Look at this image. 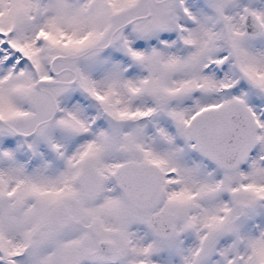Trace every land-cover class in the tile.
<instances>
[{"label": "snow or ice", "instance_id": "snow-or-ice-1", "mask_svg": "<svg viewBox=\"0 0 264 264\" xmlns=\"http://www.w3.org/2000/svg\"><path fill=\"white\" fill-rule=\"evenodd\" d=\"M0 264H264V0H0Z\"/></svg>", "mask_w": 264, "mask_h": 264}]
</instances>
